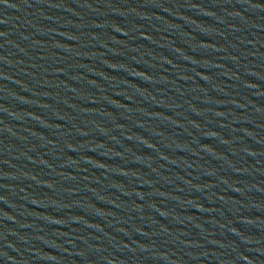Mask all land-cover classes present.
<instances>
[{
	"label": "water",
	"instance_id": "water-1",
	"mask_svg": "<svg viewBox=\"0 0 264 264\" xmlns=\"http://www.w3.org/2000/svg\"><path fill=\"white\" fill-rule=\"evenodd\" d=\"M0 264H264V0H0Z\"/></svg>",
	"mask_w": 264,
	"mask_h": 264
}]
</instances>
